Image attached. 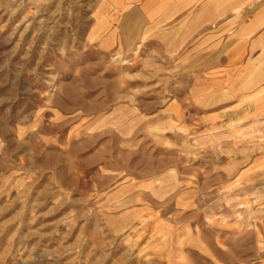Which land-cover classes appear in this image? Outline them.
Returning <instances> with one entry per match:
<instances>
[{
	"label": "rangeland",
	"instance_id": "obj_1",
	"mask_svg": "<svg viewBox=\"0 0 264 264\" xmlns=\"http://www.w3.org/2000/svg\"><path fill=\"white\" fill-rule=\"evenodd\" d=\"M102 1L0 0V264H264V88L181 19L116 45ZM250 1L221 66L264 65Z\"/></svg>",
	"mask_w": 264,
	"mask_h": 264
},
{
	"label": "crops",
	"instance_id": "obj_2",
	"mask_svg": "<svg viewBox=\"0 0 264 264\" xmlns=\"http://www.w3.org/2000/svg\"><path fill=\"white\" fill-rule=\"evenodd\" d=\"M250 2V0H103L101 20L106 25L112 23L111 28L116 27L110 35V39L115 40L116 45L128 47L136 41L142 31L154 27H168L181 19L183 27L187 26L188 28L191 25L192 28L197 29V33L202 32V39L198 40L197 47H211L207 50L209 54L207 63L200 64L204 55L197 58L198 70L204 71L205 68H213L215 72L219 71L222 75H231V78L232 73L236 71V79L239 84L248 76L257 77L259 80L256 78V83L251 84V93H255L258 89L264 88V65H258V59H250L243 63L240 60L234 68L226 60V65L221 66V45L220 43L215 44L214 39L216 35L220 34L216 25L222 19L229 18L231 13L236 10L237 4L243 5L245 10L246 5ZM256 24L250 22L244 26V30H250L251 35L263 33L264 24L255 27ZM261 40H264V33ZM212 42L213 44H209ZM254 44L248 45L246 51H256L263 55L264 47H258L257 42ZM222 47H230V45L225 44ZM216 68L219 69L216 70ZM220 82L226 85L224 89L227 91L230 89L229 79Z\"/></svg>",
	"mask_w": 264,
	"mask_h": 264
}]
</instances>
